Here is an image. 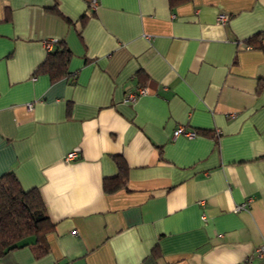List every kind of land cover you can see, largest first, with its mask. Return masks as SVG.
Listing matches in <instances>:
<instances>
[{"label": "crops", "instance_id": "obj_1", "mask_svg": "<svg viewBox=\"0 0 264 264\" xmlns=\"http://www.w3.org/2000/svg\"><path fill=\"white\" fill-rule=\"evenodd\" d=\"M54 38L57 80L35 73ZM7 172L55 230L0 264H264V0H0Z\"/></svg>", "mask_w": 264, "mask_h": 264}, {"label": "trees", "instance_id": "obj_2", "mask_svg": "<svg viewBox=\"0 0 264 264\" xmlns=\"http://www.w3.org/2000/svg\"><path fill=\"white\" fill-rule=\"evenodd\" d=\"M88 16L85 13L81 19L85 21ZM250 41L254 42V39ZM71 56L72 52L66 41L56 39L35 73H47L52 80L68 76ZM197 132L200 133L198 130ZM117 161L119 175L105 180L104 189L107 192L126 186V165L121 159ZM54 230L55 223L46 213L45 202L38 188L25 189L13 172L0 177V259L9 252L28 245H38L41 248L38 255H42L47 250L40 242Z\"/></svg>", "mask_w": 264, "mask_h": 264}, {"label": "built area", "instance_id": "obj_3", "mask_svg": "<svg viewBox=\"0 0 264 264\" xmlns=\"http://www.w3.org/2000/svg\"><path fill=\"white\" fill-rule=\"evenodd\" d=\"M97 5H98V0H91V7L92 8H96ZM229 17H230V15H228L226 13H221L218 16V21L221 22V23H224V22H226L229 19ZM55 40L56 39L54 38V39H51V40L47 41L48 49H52L53 48V42ZM146 92H147L146 88L141 86L136 91L130 92L128 94L126 100L133 102L139 97V95L145 94ZM28 108L32 109L33 108V103H29L28 104ZM179 135H185V136H187L189 138H194V137H196L198 135V132L195 129H188V128H186V126L180 125L174 130V136L176 137V136H179ZM78 156H79V152L78 151H73V152L68 154L67 160L75 159ZM241 208H243V205L236 207L237 210H239ZM75 233H77V232L75 231ZM256 254L258 256H263L264 255V244L257 248ZM243 264H252V261H251L250 258H247L243 262Z\"/></svg>", "mask_w": 264, "mask_h": 264}]
</instances>
